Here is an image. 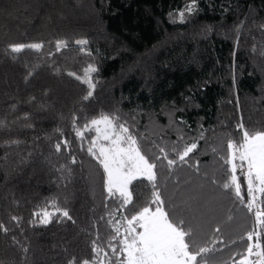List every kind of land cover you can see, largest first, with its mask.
I'll list each match as a JSON object with an SVG mask.
<instances>
[{
  "label": "trees",
  "instance_id": "trees-1",
  "mask_svg": "<svg viewBox=\"0 0 264 264\" xmlns=\"http://www.w3.org/2000/svg\"><path fill=\"white\" fill-rule=\"evenodd\" d=\"M191 4L0 0V223L9 229L0 231V264L92 258L93 240L108 250L107 221L150 200L147 181L133 182L135 207L126 212L107 198L102 168L87 152L95 133L81 141L73 127L74 117L83 128L101 113L127 121L150 158L157 145L170 151L198 140L187 164L158 169L165 207L194 230L198 245L223 241L209 264H232L244 252L241 238L255 218L222 187L229 173L221 157L229 139H241L240 123L264 130V0H195L181 20L178 10ZM58 41L67 47L57 51ZM30 43L43 47L11 52ZM88 65L97 68V87L85 101L87 85L68 73L83 77ZM64 140L70 146L57 152ZM42 209L55 212L47 225L34 215Z\"/></svg>",
  "mask_w": 264,
  "mask_h": 264
},
{
  "label": "snow or ice",
  "instance_id": "snow-or-ice-1",
  "mask_svg": "<svg viewBox=\"0 0 264 264\" xmlns=\"http://www.w3.org/2000/svg\"><path fill=\"white\" fill-rule=\"evenodd\" d=\"M194 3L195 0L184 10H178L181 20L184 19L185 11L188 13L194 11ZM76 43L86 45L87 41L80 40ZM42 47L41 43L10 45L12 53H20L25 48L39 51ZM56 47L59 51L67 45L64 41H58ZM96 71V67L88 65L83 77L72 72L68 73L87 85L88 91L83 98L85 101L93 96L97 87L91 76ZM27 118L28 116L25 115L24 119ZM77 119L73 118L77 138L83 141L85 132L95 133L87 152L102 168L107 198L119 201L120 207L117 213L126 212L130 205L135 207L133 182L147 181L152 192L150 200L131 215H123L121 219L107 221L112 232L107 242L108 250L97 240H93L92 258L77 261L73 256L67 264H209V254L221 250L217 249L215 244H222L223 241H213L212 247L196 243L194 230L186 225L184 220L174 218L166 209L158 175V169L165 166L163 162H166L169 171L178 163L187 164L190 154L197 149L199 141L184 143L182 148L174 145L170 151L157 145L159 154L150 158L142 148L140 142L142 137H138L132 131L127 121L122 122L118 114L101 113L83 128L76 127ZM237 127L242 133L241 139L238 141L229 139L227 155L221 157L223 163L228 166L229 173L228 180L222 187L231 190L235 198L254 216L255 228L241 238L247 240V246L243 253L235 254L240 258L236 259L234 256L232 264H264V130L249 131L243 123ZM199 139H204V132L200 133ZM183 140L184 137L180 136L179 141ZM62 145L67 148L70 142L64 140L56 143L57 152L61 151ZM76 162L73 156L71 163ZM238 172L244 177L246 185L244 191ZM52 206L62 217L72 219L67 209L58 208L54 203ZM34 215L39 217L41 224L47 225L51 223L55 212L42 209ZM109 215L114 214L109 213ZM11 219L17 221L19 218L13 216ZM0 231L7 233L9 229L0 223ZM215 232L219 233L220 229L216 228ZM113 257L115 260L112 259Z\"/></svg>",
  "mask_w": 264,
  "mask_h": 264
},
{
  "label": "built area",
  "instance_id": "built-area-1",
  "mask_svg": "<svg viewBox=\"0 0 264 264\" xmlns=\"http://www.w3.org/2000/svg\"><path fill=\"white\" fill-rule=\"evenodd\" d=\"M238 175H240V173L238 172ZM243 175H240V178L242 177Z\"/></svg>",
  "mask_w": 264,
  "mask_h": 264
}]
</instances>
